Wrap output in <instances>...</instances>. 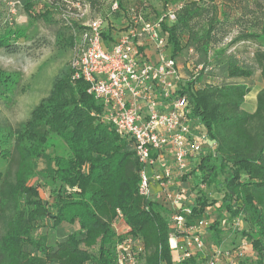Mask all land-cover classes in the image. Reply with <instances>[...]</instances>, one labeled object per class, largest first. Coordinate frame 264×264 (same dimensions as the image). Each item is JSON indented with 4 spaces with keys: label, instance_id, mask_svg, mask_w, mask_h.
I'll return each instance as SVG.
<instances>
[{
    "label": "trees",
    "instance_id": "16d2710c",
    "mask_svg": "<svg viewBox=\"0 0 264 264\" xmlns=\"http://www.w3.org/2000/svg\"><path fill=\"white\" fill-rule=\"evenodd\" d=\"M112 1L119 6L114 13L110 11ZM170 1L164 0V6ZM201 1L204 7L195 2L185 5L174 25L162 27L168 36L171 58L187 81L195 69L187 68L193 61L192 53L187 54L189 45L200 20H206L203 38L197 41L196 49L203 53L201 64L208 70L205 75L201 72L195 81L186 82L182 94L193 115L215 141L217 157L201 161L194 185L202 182L222 191L219 212L223 208L229 217L241 218L246 229L239 231L240 237L248 240L256 253L254 263L264 264V87L256 94L255 111L250 114L242 109L252 91L246 81L255 69L264 78V4L250 9L243 0H229L236 9L232 25L238 28V33L228 46L251 41L258 46L253 54L254 67L240 65L235 57L228 56V62L218 70L219 77L207 61V48L218 42V31L222 28L216 19L217 0ZM74 4L87 6L91 20L104 17L100 0H0V50L16 54L21 49L18 43L32 37L26 29L15 26L10 9L20 10L28 22L34 17L46 22L51 11L58 15L69 34L58 44L61 49L71 50L72 56L74 36L82 29L81 22L73 17ZM39 6L44 11L36 15L34 10ZM140 9L143 16L154 18L141 2L128 6L121 0H110L102 24L107 48L113 43V31L120 29L122 18L130 15L129 11L137 13ZM115 21L119 27L112 25ZM184 33L190 41L183 52L185 45L181 44L180 35ZM69 64L70 61L58 72L48 95L31 110L24 123L16 129L0 126V151L7 154V167L0 175V264H111V224L117 211L131 234L143 243L145 264H173L168 249V213L160 202L138 195L142 166L132 141L119 137L111 126L100 121L102 107L87 93L84 81L73 79ZM207 77H216L221 83L213 85V80L207 83ZM51 135L66 145V158L51 159L41 153ZM36 159L45 163L42 176L59 183L52 204L43 201L30 185L35 177ZM207 201L204 194L197 199L199 208L193 209L192 218L202 215L211 204ZM47 218L52 220V229L59 234V240L49 235L34 236L35 224ZM75 224L76 232L61 234L64 227ZM212 229L219 238L223 231ZM184 264L195 263L192 260Z\"/></svg>",
    "mask_w": 264,
    "mask_h": 264
},
{
    "label": "built area",
    "instance_id": "2783aa9c",
    "mask_svg": "<svg viewBox=\"0 0 264 264\" xmlns=\"http://www.w3.org/2000/svg\"><path fill=\"white\" fill-rule=\"evenodd\" d=\"M73 7V17L82 26L74 36L69 64L73 79L88 85L87 93L102 107L100 121L119 137L132 141L142 166L137 192L166 209L168 249L171 256L176 252L173 264L192 260L195 264H252L254 251L248 242L241 239L226 248L216 244L215 238L208 241L214 223L212 213L205 209L199 218H192L200 196L213 200L217 194L213 188L207 192L202 182L194 185L201 161L216 159L217 145L182 94L186 82L195 81L208 69L200 64L187 81L180 76L171 58L167 33L162 30L176 23L175 13L167 10L151 18L143 16V9L129 11L120 29L113 31V43L107 48L103 18L91 20L87 6ZM118 10L117 1H112L110 11ZM187 68L192 69L190 65ZM212 80L213 85L221 83L216 77H207V83ZM221 216L231 220L233 231L241 229L240 217L231 218L227 212ZM111 230V264H145L143 243L131 234L118 211Z\"/></svg>",
    "mask_w": 264,
    "mask_h": 264
},
{
    "label": "rangeland",
    "instance_id": "374dc122",
    "mask_svg": "<svg viewBox=\"0 0 264 264\" xmlns=\"http://www.w3.org/2000/svg\"><path fill=\"white\" fill-rule=\"evenodd\" d=\"M102 2L104 9L101 16L105 17L107 16L106 10L110 0H100V3ZM138 2L145 5L148 10L150 9L151 15L155 16L163 15L169 10L173 11L177 17L181 8L193 2L201 7L205 6V3L201 0H171L166 6H164V0H121L122 4L128 6ZM242 3L250 9H255L258 4H264V0H243ZM215 8L217 13L216 19L221 23L222 28L218 31V42L212 45V47L210 46L211 48H207V61H209V65L217 70V76H219L218 70L220 66L228 62V56L235 57L240 65L252 66L254 62L253 54L258 46L256 42H240L233 46H228L229 39H232L238 33V28L232 25L236 16L235 6L229 0H217L215 2ZM43 11L44 9L39 6L35 8L34 14L37 13L39 15ZM9 12L14 20L15 26L26 29L27 33L32 36L28 41L23 42L21 40L18 43L21 49L16 54H7L4 50H0V82L2 83H0V126L9 125L12 129H16L29 118L31 110L40 100L48 95L55 76L63 67L68 66L71 58V50L61 49L60 44H58L61 38L65 39L69 34L56 13L49 11L47 16L48 21L46 22L43 19H37V17H34L32 21L28 22L27 17L20 10L10 9ZM87 17H89V13ZM112 25L119 27L120 24L115 21ZM204 27H206V20L203 18L200 20V26L195 28L191 44L189 45L187 54L192 53L191 55H193V61L191 60L189 62L193 68H195V65L201 64L204 61L203 53L196 49L197 41L203 38L202 32ZM115 31L118 30L115 29ZM180 40L181 44L185 45L184 52L186 47H188L190 38L187 33H184L180 35ZM246 83L252 88L251 93L248 95L250 97L247 98L245 105L249 111L250 105L255 103V100H253L254 95L264 87V78L255 69L253 75ZM3 84H5L4 88L2 86ZM41 153L48 155L51 159L55 157L66 158L68 156L66 145L56 135H51L47 139L41 149ZM6 155L5 150L0 151V175L4 173L7 167ZM44 167L45 163L42 159H36L34 161L35 177L30 180V185L37 189L43 201L52 204L60 186L58 182L53 181L51 178H44L42 176L41 172ZM213 189L217 194L223 195L219 189H215L214 187ZM211 190L212 188H207V192ZM207 202L211 203L208 207L214 209L211 210L213 213L211 214V218L214 220L212 227H217V229L221 228L222 231L224 230L219 235V238H217L213 228L210 232L211 236L208 237V241L211 243L215 238L214 241L216 244H223V247L228 248V246H231V243H237L242 239L248 242L249 245V241L241 238L239 234V231L246 229V226L243 224V228L241 227V229L233 231L231 220H227L221 216L219 212L220 205L218 208L214 207L217 201L209 198ZM221 212L225 213L226 210L221 208ZM53 213L51 211V215ZM34 230V236L49 235L50 237H56L58 240L60 239L57 231L52 229V220L50 218L37 222ZM77 230L78 226L75 224L72 227H64L61 230V234L65 235L76 232ZM255 256L256 253L254 252V260L256 261ZM172 257H176V252L172 253ZM254 262L252 264H255Z\"/></svg>",
    "mask_w": 264,
    "mask_h": 264
},
{
    "label": "crops",
    "instance_id": "0c3cea01",
    "mask_svg": "<svg viewBox=\"0 0 264 264\" xmlns=\"http://www.w3.org/2000/svg\"><path fill=\"white\" fill-rule=\"evenodd\" d=\"M257 93H258V92H257ZM257 93H256V94H257ZM256 94L254 95L255 97L253 96V97H254L253 100H255V103L252 104V105H250L251 107H249V111L246 109V106H245V105H246V100H247V98L250 97V96H247V97L245 98V102H244L243 107H242V109H243L245 112L251 114V113H253V112L255 111V108H256V99H255V98H256ZM251 96H252V95H251ZM251 100H252V99H251ZM250 109H251V110H250ZM220 196H221V194H216L215 197H214V199H213V201H217V203L214 204V205H215L214 207H216V208H218L219 205H220V202H219V201H220ZM211 210H214V209H212V208H210V207H207V208H206V212H208V213H209V212L212 213ZM210 213H209V214H210ZM222 213H223V212H221V214H222ZM212 214H213V213H212ZM241 223H242V222H241ZM219 229H221V228H219ZM223 231H224V230H223ZM233 243H234V242H233Z\"/></svg>",
    "mask_w": 264,
    "mask_h": 264
}]
</instances>
